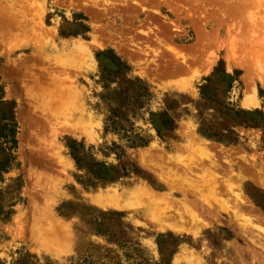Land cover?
<instances>
[{"label":"rangeland","instance_id":"374dc122","mask_svg":"<svg viewBox=\"0 0 264 264\" xmlns=\"http://www.w3.org/2000/svg\"><path fill=\"white\" fill-rule=\"evenodd\" d=\"M0 264H264V0H0Z\"/></svg>","mask_w":264,"mask_h":264},{"label":"bare ground","instance_id":"6f19581e","mask_svg":"<svg viewBox=\"0 0 264 264\" xmlns=\"http://www.w3.org/2000/svg\"><path fill=\"white\" fill-rule=\"evenodd\" d=\"M72 115V114H71ZM70 116V115H69ZM69 116H68V118H69ZM233 174L235 175V176H241L238 172L236 173V171H233ZM146 192H150L149 190H147V189H141V190H133V192H131V193H138V194H145L146 195ZM150 194L152 195V193L150 192ZM133 196H135V195H133ZM99 197H103V196H99ZM115 196H113V195H111L110 196V198H114ZM107 198V196H105L103 199H98L99 201H98V203H101V204H104V205H106V203L107 202H105V199ZM152 198V197H151ZM156 200V199H155ZM154 201V200H153ZM156 206V204H155V201H154V204H153V209H154V207ZM149 208V207H148ZM164 210V209H163ZM43 235V237H41V241L42 242H45V243H49V241L51 240V239H53V240H55L56 242L57 241H61L60 239H61V235L59 234V233H57V232H53L52 233V231L51 232H47V233H43L42 234Z\"/></svg>","mask_w":264,"mask_h":264}]
</instances>
